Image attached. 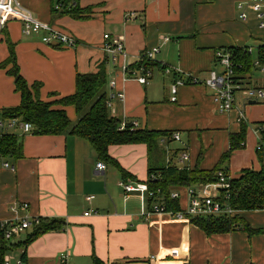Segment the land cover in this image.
I'll return each instance as SVG.
<instances>
[{"label":"crops","instance_id":"crops-1","mask_svg":"<svg viewBox=\"0 0 264 264\" xmlns=\"http://www.w3.org/2000/svg\"><path fill=\"white\" fill-rule=\"evenodd\" d=\"M17 1L38 21L76 42L72 48L47 45L38 37H24L19 22L6 25L0 36V65L9 57L8 43L12 44L21 77L28 86L41 85L40 101L53 103L52 109L64 110L75 123V108L61 107L57 101L74 94L77 74H94L105 64L107 83L115 82L113 90L106 84L107 95L124 94L122 101L114 102L117 118L135 123L137 130L169 136L158 138L150 147L109 146V157L131 176L123 179L113 165L98 159L85 139L68 133H16L21 156H0V222L39 219L62 227L9 250L5 255L18 251L11 264L22 261V254L23 264H94V260L101 264H264V210L236 211L234 216L241 222L237 230L207 236L190 222L164 214L143 217V209L165 204L163 196L148 201L137 192L124 194L121 187L129 181L145 183L149 168L211 171L242 123L246 126L244 145L233 151L223 168L230 179H237L242 170H264V103L240 95L230 112L219 114L212 92L203 85L210 71L219 72L215 51L263 42L264 30L253 12L246 10L245 21L239 18L237 4L248 0H76L85 16L79 20L53 15V0ZM103 34L121 39L129 66L144 51L158 49L146 85L119 71L113 73L102 49ZM165 37L169 41L163 42ZM10 66L0 69V110L21 102L14 79L7 73ZM255 67L264 72L260 64ZM162 68H169L171 74L165 75ZM187 74L200 83L178 86L172 102L171 85ZM246 77L249 87L264 88V81L259 85L253 79V71ZM239 114L243 115L240 120ZM175 133L178 140L171 138ZM181 154L188 158L181 162ZM98 162L105 164L104 172L96 170ZM188 188L201 196L220 195L214 182L170 187L169 196L178 194L180 210L188 204ZM89 196L93 197L90 201L86 200ZM32 229L9 242L23 243Z\"/></svg>","mask_w":264,"mask_h":264},{"label":"trees","instance_id":"trees-1","mask_svg":"<svg viewBox=\"0 0 264 264\" xmlns=\"http://www.w3.org/2000/svg\"><path fill=\"white\" fill-rule=\"evenodd\" d=\"M52 1V0H51ZM69 4L67 8L60 11L54 9L53 15L69 16L73 19H84V11L77 7L76 0H64ZM73 2L74 5H70ZM9 57L0 65V69H5L11 65L8 75L13 77L15 92L20 94L21 102L18 107L0 110L1 118L16 117L31 124L32 132L37 135H62L64 133L72 134L89 142L94 154L99 160L110 163L122 175L123 179L131 178L119 164L108 155V147L112 145L124 144H145L148 147L162 136L169 134L161 132H150L146 130H137L132 128L131 123L127 122L124 130H119L120 120L111 118L107 112L105 101L107 98L106 84L107 73L105 64L99 65L98 71L94 74L75 76V92L73 95L60 98L57 104L61 107L73 106L76 111L77 121L71 123L64 110L52 109L53 103H45L39 100L40 84L34 83L28 86L21 77L18 67L15 63V56L12 44L8 43ZM233 53V60L236 68L237 83L243 87H249L250 82H244L246 75L255 69L253 59L245 52L246 48L228 47ZM257 59L261 67H264V51L259 49ZM156 66L154 62L138 61L129 66L133 70L142 69L152 70ZM163 70V68L161 69ZM186 84H189L188 82ZM246 126L242 123L238 134L230 136L228 151L220 158L218 165L211 171H200L197 169L189 171L188 169H176L174 167H161L157 169H148V179L145 182L151 196H147L148 201L155 197L163 196V202L166 209L180 210L176 200H170V187L186 186L190 184H205L209 182H218L217 173L222 171L227 175L226 168L223 165L229 160L233 151L243 147L245 141ZM264 134V131L261 132ZM259 151V150H258ZM0 156L18 159L21 156V143L15 134H5L0 136ZM153 175L154 179H150ZM229 204L235 211H255L264 210V170L254 171L252 169L242 170L237 179L230 180ZM190 223L198 227L207 236L214 234H225L237 230L240 225L238 216L226 217H201L193 218ZM62 225L48 220H40L39 224L33 226L31 234L23 243L11 244L4 240L0 235V264H3L5 254L12 249L27 245L38 236L58 230ZM248 231L247 226H243ZM249 232V231H248ZM21 260H24L22 254ZM94 264H101L94 260Z\"/></svg>","mask_w":264,"mask_h":264},{"label":"built area","instance_id":"built-area-1","mask_svg":"<svg viewBox=\"0 0 264 264\" xmlns=\"http://www.w3.org/2000/svg\"><path fill=\"white\" fill-rule=\"evenodd\" d=\"M70 5H74L73 2H70ZM69 4H65L64 0H58L54 9L60 11L64 8H67ZM237 10H239V18L242 21L247 19L246 10L253 12L255 19L258 21V27L264 30V0H248L246 2H239L237 4ZM10 22H19L21 24V33L24 37H38L43 44L47 45H58L64 48H72L76 44L75 39L67 33L59 31L50 24L42 23L38 21L33 14L20 6L17 0H0V36L3 30L6 28V25ZM103 52L107 56L108 65H110L114 71H119L127 79H133L141 85H146L150 76V70H146L144 73L142 69L133 70L131 72L129 65L125 63L127 54L123 45V42L119 37H113L109 34H103ZM163 42L169 41L168 38H162ZM261 49L264 51V40L261 44H258L255 48V52ZM254 48L247 47L245 52L248 55H252ZM158 52L157 48H152L150 50L144 51L139 56V61H150L153 62L156 53ZM255 53V54H256ZM215 63L219 67V72L210 71L209 77L203 82V85L212 92V98L215 104V109L219 114H225L230 112L236 102V95L240 94L245 100H253L255 102L264 103V88L258 87H243L241 84L236 81V74L234 71L235 62L233 60V53L229 49H220L215 51L214 54ZM254 66H259L258 60H255ZM163 73L165 75L171 74L169 68H164ZM189 84H198L200 81L187 74L183 79H177L170 87L171 101H175V95L177 87L186 83ZM108 88L113 90L115 89L114 80L110 79L107 83ZM124 94L122 92L110 93L107 95L105 106L107 112L111 118H117V112L114 107V102L122 101ZM243 118L242 114H239V120ZM119 130H124L126 127V120L119 119ZM132 128H135L136 124L131 123ZM33 127L27 122H23L19 118L9 117L1 118L0 117V136L5 134H15L19 133L20 135L31 133ZM13 132V133H10ZM16 135V136H19ZM171 138L173 140H178V134H172ZM260 147H257V150H260ZM186 154L180 155V161L187 159ZM4 168H8V164L3 165ZM96 170L99 172H104L105 164L103 162H98L96 164ZM218 182H215L214 185L217 187L220 195L217 197L210 196H201L194 189L188 188V204L184 210H172L166 209L164 204L154 205L149 209H143L142 216L147 218L150 214H164L170 217L171 219L178 221H187L190 222L193 218L201 217H233L235 215V210L229 204V189H230V177L224 174L222 171H219L217 174ZM150 179H154V176L151 175ZM122 190L124 194H130L133 192L140 193L141 196H151L152 193L149 191L146 183H133L125 182L121 183ZM92 196L86 198V200H92ZM178 194L174 193L170 195L171 200H177ZM84 215H88L85 213ZM39 219H25L17 223H8L6 221L0 222V235L6 241H11L13 238L19 236V234L33 226L39 224ZM65 256L61 257L62 262L64 261ZM11 257L5 255L3 259V264H11ZM15 264H23L22 261H18Z\"/></svg>","mask_w":264,"mask_h":264},{"label":"rangeland","instance_id":"rangeland-1","mask_svg":"<svg viewBox=\"0 0 264 264\" xmlns=\"http://www.w3.org/2000/svg\"><path fill=\"white\" fill-rule=\"evenodd\" d=\"M53 2H54L53 6H55L56 3H57V0H53ZM257 45H258V43L252 44L251 46H249V47L254 48L253 53H252V59H255V55H256L255 54L256 53L255 52L256 51L255 48H256ZM217 69H219V67ZM253 79L258 81L259 82L258 84L261 85L263 83V81H264V72H261V69L258 68V67L256 69H253ZM238 96L241 97L240 94H239V95H236V98H238ZM165 159H166V157H165ZM163 164H166V162H163ZM17 253H18V251H14L13 253L8 254V255H10L9 257H14L15 258V257H17Z\"/></svg>","mask_w":264,"mask_h":264}]
</instances>
